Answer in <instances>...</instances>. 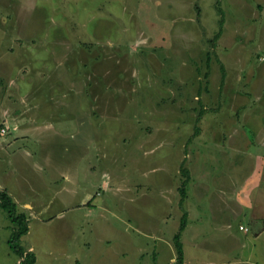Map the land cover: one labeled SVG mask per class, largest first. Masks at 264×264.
<instances>
[{
	"label": "rangeland",
	"instance_id": "rangeland-1",
	"mask_svg": "<svg viewBox=\"0 0 264 264\" xmlns=\"http://www.w3.org/2000/svg\"><path fill=\"white\" fill-rule=\"evenodd\" d=\"M34 1L13 19L18 2L0 0V53H10L0 56V191L28 218L21 246L35 264L165 262L170 252L158 242L147 250L140 232L144 196L157 206L174 184L183 207L187 180L252 170L244 165L253 154L221 147L219 134L243 130L240 117L254 102L239 105L237 95L250 79L264 80V0ZM24 21L28 37L51 44V56L17 52L24 43L11 42L13 28ZM49 122L63 130V148L52 153L44 147L52 137L39 139L42 147L25 137ZM173 217L170 243L182 220ZM241 222L232 223L238 236ZM11 232L0 210V264L20 263ZM247 236L245 250L230 247L229 262L255 244L252 260L262 258L263 240ZM83 242L90 249L80 252Z\"/></svg>",
	"mask_w": 264,
	"mask_h": 264
},
{
	"label": "crops",
	"instance_id": "crops-1",
	"mask_svg": "<svg viewBox=\"0 0 264 264\" xmlns=\"http://www.w3.org/2000/svg\"><path fill=\"white\" fill-rule=\"evenodd\" d=\"M15 1L18 2V4H16L18 8H10L14 10L11 12L13 19L21 18V14L18 10L20 6H29L28 9L31 10V8L36 5V1L34 0ZM30 1H33V3L27 5ZM22 18H24L23 15ZM28 18L27 16L26 19ZM28 25L29 21H26L23 25L20 24L18 29L13 28L14 31H17V34H15V39L11 42L13 43L16 41L19 45L24 43L23 46L19 47L17 52L23 50V53L28 51V53L35 55L37 52H43L45 53L44 56L47 54L51 56V44L46 45V40H43L41 43L40 40L36 38V35L28 37L30 35L25 34V31L29 28ZM2 26L0 22V38L2 37V33H4V27ZM223 38L228 39L229 37ZM37 41L38 44H36ZM2 47L3 45L0 46V52L2 51ZM15 53L14 48L13 54ZM8 54L10 53L7 52L3 55L0 53V56L6 57ZM246 84L249 86L248 91L243 92L242 95H237V100L244 98L242 100L244 102H237L239 105H245L252 100L254 102V108H248L246 111L243 110V112L247 113L251 110L250 114L243 113L240 117L242 120L246 118V122L243 123L245 124L243 130H233L219 134V144L221 147H224L225 144V146H227L224 147L225 149L228 148L229 151L235 153H241L242 155L253 154L251 157L252 159L244 165L245 168H248V165H250L251 167L249 168L252 170L245 172L244 177L241 179L234 178L235 176L232 175H226V173H218L215 170L213 174L207 173L203 175L204 177L190 179L189 182L187 180L188 184L185 188L186 199L183 207L179 205V198L177 193L174 192V184H172L171 194L156 190L159 192L158 197L156 196V198H158L157 206L150 204L149 200L152 197L144 196L146 197L143 204V216L145 220L141 221L142 228L140 232L143 239L148 240V243L146 242L147 250L150 251L153 242H158V244H154L153 246H157L156 248H159V250L166 248L167 251L170 252L169 259L160 264L179 263L176 253L174 254V239H172L171 244L166 238V234H168L170 232L169 230H172V228L170 229L169 226L165 227V224L168 225L170 221L175 222L176 219L173 217L174 214L177 219L179 217L182 219L181 217L183 216L186 217V226L180 235L182 247L181 264H264V249L260 253L262 255L261 259L252 260L256 252L254 250L257 249L256 244L251 249V252L246 255L244 260H234V258H231L234 261H228L230 259V257H228L230 247L235 246V249L239 248L240 250L246 249V244L248 245V243L245 244L248 238L247 235L251 234L254 241L258 242L259 240H263L264 242V80L262 84L259 85L256 79L253 78ZM48 126L49 128H43L44 126H41L37 129L28 130L27 133L29 135L25 137H31L38 146L42 144V141L39 139L52 137L44 142V147H48L50 153H52L56 148L61 149L60 147L63 144V130L58 129L54 122H49ZM246 128L248 129L246 130ZM15 138L16 137H14V143H18L19 141L15 140ZM238 139L240 142L239 145H237ZM19 152L25 151L19 149L17 153ZM25 157L29 159L26 154ZM62 157H59L57 161H63ZM9 159H4L3 164ZM35 161H37V159ZM27 162L31 163L32 161L28 160ZM223 165L225 166V164H221L220 167L223 168ZM232 167L238 170L239 163L235 162L232 164ZM160 204L162 206V212L159 210ZM152 211L158 212L160 216H152ZM235 219H244L247 223L245 225L241 222L237 228L238 232L242 233L243 236H238L237 233L233 231L232 223ZM144 221H146V225L142 224ZM240 227L247 229V231H241L239 229ZM177 231L178 230H176V233L172 236L173 238L178 233ZM128 242L131 244L130 239ZM82 244L86 246V248L87 246L89 247V244L86 242ZM85 250H88V248H79L80 252H84ZM141 252L143 258L145 250H141ZM151 253L152 255L156 254L155 251ZM155 261L156 260H154V262ZM76 262L78 263V260H76Z\"/></svg>",
	"mask_w": 264,
	"mask_h": 264
},
{
	"label": "trees",
	"instance_id": "trees-1",
	"mask_svg": "<svg viewBox=\"0 0 264 264\" xmlns=\"http://www.w3.org/2000/svg\"><path fill=\"white\" fill-rule=\"evenodd\" d=\"M223 17L219 20V32L214 35L210 43L214 44L220 37ZM207 62H210V55L207 54ZM202 109L200 110L197 119L200 120ZM197 129V128H196ZM184 184L181 189V196L184 197ZM0 210H2L12 226L11 236L8 240V247L10 250L17 255L20 260L19 264H35V256L33 253H26L21 246V239L27 235L29 231L28 218L19 210L18 205L8 195L5 190L0 191ZM186 226V217L183 216L178 233L174 236V247L177 252L178 264L182 263V247L180 243V235Z\"/></svg>",
	"mask_w": 264,
	"mask_h": 264
},
{
	"label": "built area",
	"instance_id": "built-area-1",
	"mask_svg": "<svg viewBox=\"0 0 264 264\" xmlns=\"http://www.w3.org/2000/svg\"><path fill=\"white\" fill-rule=\"evenodd\" d=\"M3 133H4V131H2L1 134H3ZM239 229H240L241 231H245V232L247 231V229H245V228H243V227H240Z\"/></svg>",
	"mask_w": 264,
	"mask_h": 264
}]
</instances>
